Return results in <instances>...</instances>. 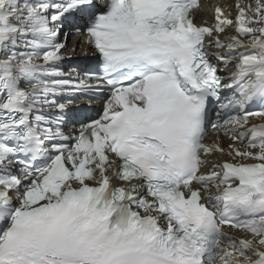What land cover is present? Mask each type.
Returning a JSON list of instances; mask_svg holds the SVG:
<instances>
[{"label":"snow or ice","instance_id":"6c2138e0","mask_svg":"<svg viewBox=\"0 0 264 264\" xmlns=\"http://www.w3.org/2000/svg\"><path fill=\"white\" fill-rule=\"evenodd\" d=\"M0 264H264V0H0Z\"/></svg>","mask_w":264,"mask_h":264}]
</instances>
